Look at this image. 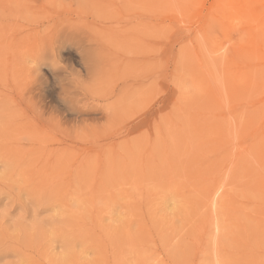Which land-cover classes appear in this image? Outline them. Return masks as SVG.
I'll use <instances>...</instances> for the list:
<instances>
[{"label": "rangeland", "instance_id": "obj_1", "mask_svg": "<svg viewBox=\"0 0 264 264\" xmlns=\"http://www.w3.org/2000/svg\"><path fill=\"white\" fill-rule=\"evenodd\" d=\"M0 264H264V0H0Z\"/></svg>", "mask_w": 264, "mask_h": 264}, {"label": "bare ground", "instance_id": "obj_2", "mask_svg": "<svg viewBox=\"0 0 264 264\" xmlns=\"http://www.w3.org/2000/svg\"><path fill=\"white\" fill-rule=\"evenodd\" d=\"M89 112V111H88ZM83 113V112H82ZM86 113V112H85Z\"/></svg>", "mask_w": 264, "mask_h": 264}]
</instances>
